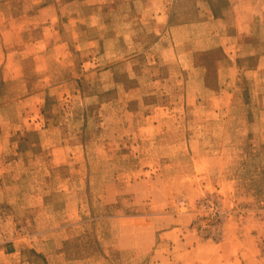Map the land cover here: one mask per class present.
Segmentation results:
<instances>
[{
  "label": "rangeland",
  "instance_id": "374dc122",
  "mask_svg": "<svg viewBox=\"0 0 264 264\" xmlns=\"http://www.w3.org/2000/svg\"><path fill=\"white\" fill-rule=\"evenodd\" d=\"M81 1L0 0V264H264V112L239 93L249 83L204 89L217 67L230 74L220 50L194 48L211 44L195 42L207 26L169 32L182 43L164 51L139 20L140 48L78 49L98 33L70 17ZM141 4L112 3L107 28L126 38ZM121 57L117 95L81 65Z\"/></svg>",
  "mask_w": 264,
  "mask_h": 264
},
{
  "label": "crops",
  "instance_id": "0c3cea01",
  "mask_svg": "<svg viewBox=\"0 0 264 264\" xmlns=\"http://www.w3.org/2000/svg\"><path fill=\"white\" fill-rule=\"evenodd\" d=\"M72 1L75 2V0ZM176 1L182 0H127L128 10H133L136 6L138 7L139 3H142L141 7L143 5L146 7L147 14L142 16L139 13L126 15L128 18L131 16V19L126 21L125 26L129 27V31L132 33L125 38L124 34L117 31L115 27L113 30H111V27L107 28L108 25L113 26V24L106 19V9L111 8L110 10H113L112 3H114L116 10L122 9L124 0H82V13H71L70 17L77 16L76 21L82 29H93L97 30L98 33L97 36H83V39L80 42L78 41L77 47L81 49L79 44H82L83 49L103 48L107 50L112 48L117 51L129 47L140 48L142 47L140 46L141 42L137 41L134 29L130 30L131 26L139 24L138 21L140 20L142 25L144 23L150 25V33L155 38L150 43V49L162 41V48L165 51L175 49L182 43L181 41H176L172 45L171 43H165V36L169 32L183 33L186 30L190 34L193 32L196 34L197 32L202 33V30L205 29L204 26H207L209 28L206 29V32L209 33V38H204L199 34L195 37V42L197 44L198 41H211V44L206 47L203 46L204 44H195L194 48L200 52L210 49L220 50L222 58L214 64L217 63L216 65L219 66L221 63H226L225 69L230 70V74H227V77L223 79V76L220 75L223 65L217 67L216 73L218 74H216V80L211 88L205 86V77L201 78L204 89L210 90L215 96L231 98L242 93L246 98L251 97L254 101L258 99L259 112H264V109L261 108L264 107V0H191L194 2L192 10L184 12L181 8L178 12H174V2ZM145 2L146 4H144ZM54 6L55 3L49 4L43 10L44 12L50 11L52 21L58 15V13L55 15ZM121 14L123 16L122 12ZM140 17L148 18V20H142ZM119 24L123 26V20ZM114 25L117 26L118 22ZM104 27L108 29L106 33H112L110 37L101 36V29ZM138 31L136 33H139ZM81 35L83 34L81 33ZM90 60L83 61L81 65L86 66V70L91 67H100L96 69L99 70L98 75L108 76L109 80L113 79L111 82L114 86L111 90H115L117 95L123 89V86L118 78L119 73L114 69H116V63L122 61V57L106 63L96 59ZM88 75L83 73L78 77L81 76L85 79ZM84 79L79 78V81H84ZM227 79L229 84L231 82L236 84L241 79L242 82H248L250 86L248 88L244 86L245 88L239 93H236L235 89H222L221 87L227 82ZM74 80L76 81V79ZM92 95L96 96L97 93ZM83 96L87 95L83 94ZM57 159L66 160L67 158L57 157Z\"/></svg>",
  "mask_w": 264,
  "mask_h": 264
}]
</instances>
